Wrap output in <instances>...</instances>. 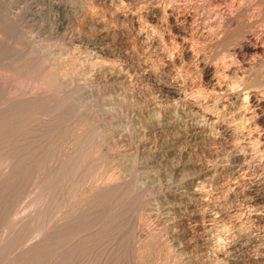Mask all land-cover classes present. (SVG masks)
<instances>
[{"label": "rangeland", "instance_id": "1", "mask_svg": "<svg viewBox=\"0 0 264 264\" xmlns=\"http://www.w3.org/2000/svg\"><path fill=\"white\" fill-rule=\"evenodd\" d=\"M112 1L109 0L111 11L107 0H0V264H264V160L244 161L240 157L251 149L253 152L255 146L248 145V139L238 143L227 136V141H218L226 145L208 144L209 151L204 145L183 144L181 148L192 152L191 157L200 163L199 168L192 169L190 181L181 182L182 176L178 174L168 173L170 177L164 178L163 170V180L159 177L156 180L160 181L150 183L143 177L142 148L149 146L147 149L153 155L168 134L152 136L143 131L136 135L134 130L138 122L149 116L147 100L156 96L159 82L171 81L170 77L181 67V74L184 70L190 73L187 77L195 75L193 79L189 77L193 81L190 82L184 74L190 92L197 89L194 81L200 77L197 64L192 63L194 59L185 55L182 62H176L177 53L172 51L176 44L170 33L140 27L138 21L145 22L144 7L169 8L176 25L183 27L181 16L193 13L192 8L196 10L198 4H203L200 12L205 16L206 27L211 23L212 28L217 26L216 14L232 12L231 8L238 13L244 8L248 19L262 14L264 41V0H224L226 4L223 0ZM116 7L121 15L114 10ZM121 10L129 13L124 12L128 20ZM90 22H94V27ZM140 32L143 39L138 36ZM161 33L166 34L158 38ZM147 35L152 36L148 39ZM100 41L105 48L116 51L113 64L118 71L132 65L133 69L139 68L129 84L134 83L127 86L130 90L93 80L100 62H106L93 52L98 47L94 44ZM171 44H175L173 49ZM165 48H169L167 54ZM145 66L150 67L148 71ZM150 73L161 80H157V85ZM86 78L89 89L82 86ZM122 89L128 94L124 98ZM167 99L163 98L159 105L167 108L174 104ZM144 107L145 111L141 109ZM121 119L127 121L126 126L135 123L129 134L125 133L129 144L120 142L119 135L110 128L112 122ZM252 152L249 156H254ZM127 153L130 158L125 157ZM168 164L163 162L162 167ZM190 184L198 193L192 196L191 203L171 196L174 190L187 192ZM202 210L207 218L202 220V228L193 230L192 239L201 238H194L193 243L191 237L183 235L184 228L169 226L170 220L178 224L183 218L203 213ZM179 237V241L175 239ZM34 243L37 249H32Z\"/></svg>", "mask_w": 264, "mask_h": 264}, {"label": "bare ground", "instance_id": "2", "mask_svg": "<svg viewBox=\"0 0 264 264\" xmlns=\"http://www.w3.org/2000/svg\"><path fill=\"white\" fill-rule=\"evenodd\" d=\"M96 1V0H95ZM100 1V0H99ZM102 1H106V0H102ZM109 2V0H107ZM112 0H110L111 2ZM115 1V0H114ZM112 1V2H114ZM121 0H119L118 2H120ZM123 1V0H122ZM127 2V0H125ZM135 2L134 0H130ZM171 1V0H170ZM193 1V0H192ZM199 1V0H197ZM227 1V0H226ZM223 0L222 3L226 2ZM237 1V0H236ZM244 1V0H243ZM109 2V4H111ZM148 2V1H147ZM158 2V1H157ZM161 2V1H160ZM177 2V1H175ZM196 2V1H194ZM203 2V0H202ZM105 3V2H104ZM115 3V2H114ZM123 4V2H121ZM120 3V4H121ZM132 3V2H131ZM130 3V4H131ZM146 2H144L145 4ZM152 3V2H151ZM150 3V4H151ZM156 3V2H155ZM162 3V2H161ZM211 2L208 3V5H210ZM240 3V2H239ZM242 3V2H241ZM250 3V2H249ZM119 3H116L117 6ZM125 4V2H124ZM127 4V3H126ZM129 4V3H128ZM158 4V3H157ZM163 4V3H162ZM182 4V2H181ZM185 6H189L187 5L188 3H185ZM190 6L193 5L192 3H189ZM226 4V3H224ZM258 4V3H257ZM108 6V3L106 4ZM115 5V4H114ZM113 5V6H114ZM139 5V4H138ZM141 5V4H140ZM148 5V4H147ZM228 5V4H227ZM242 5V4H241ZM243 5H245L243 3ZM249 5V4H248ZM253 5V4H252ZM259 5V4H258ZM56 6V5H55ZM145 6V5H143ZM142 6V7H143ZM161 6V4H160ZM165 6V5H164ZM184 6V4H183ZM218 6V5H217ZM230 6V5H229ZM236 5H234L235 7ZM246 6V5H245ZM251 6V5H250ZM57 7V6H56ZM111 11L113 9L112 4H111ZM124 7V6H122ZM129 7V6H128ZM141 7V8H142ZM193 7V6H192ZM223 7V6H222ZM231 7V6H230ZM233 7V5H232ZM240 7V6H239ZM238 7V9H239ZM243 7V6H242ZM258 7V6H257ZM260 7V6H259ZM115 8V7H114ZM118 7H116L117 10ZM121 9V7H119ZM125 8V7H124ZM140 8V7H139ZM146 9V11L143 9L144 16L145 17V22H139L140 23V27H146V29L148 30L149 28H155L156 30L159 29V31H165L170 33L169 35H171L173 41L176 44L175 50H172L174 52L177 53V55H174V57L176 56V62H182L181 59L182 57H187V58H191L194 59L192 61V63L197 64L196 67H198L197 73H200V77L199 79H196L194 81V87L197 88L196 90H192L190 92H188L187 88L190 86H187L189 83L187 82V80L189 79V77L191 79H193L192 77H194L195 75L191 74V76L187 77L188 73L184 70H182L184 73L181 74V70L182 69L180 67V69L176 68L177 65H175L176 70L178 69V72L176 73L175 76L170 77L171 81H168L167 83H160L159 82V91L157 92V94L159 93V96L154 95V97H152L153 99L147 100L149 101V105H147L150 109H148V113L149 116L146 117V120L142 121V122H138V126L134 129L137 132L136 135L141 134V132L143 131H148L149 134H159V133H167L168 135L166 136L167 138L165 139L164 142H162L161 144L162 147L160 148V150L155 151V153L152 155H150L149 150L145 147V145L142 148V155L144 157V167L142 168L144 170L143 172V177L144 178H148L147 180L150 183H155L156 181H160V180H156L159 177H167L169 176V174L172 176V174H178L181 175L183 180H180V178L178 180H180L181 182H183L184 180L187 181L189 180V178L192 176V169L198 167L199 168V161H197L196 159L191 157V153L189 152L188 149H183V147L181 148V146L184 144H197L198 145H204L203 147L206 148V146H210L208 144H214L216 142H220L222 140H224L227 137H230V139L235 140L236 142L239 143L240 140L242 141H247L248 139V145H254L255 149H253L254 151V156H249V153L252 152V149L250 152H248L247 155L240 156L243 158V160H248V159H257L259 162H262L264 160V41L262 40V35H263V31L261 30V24L263 23V19H260L262 14L259 16V18L256 19L254 17V19H251V17L248 19V16L244 12V8H242L240 12L238 13H234L233 8L232 12H227L229 10L226 11L225 9V13L222 14H216V23L217 26H215L214 28L213 25L210 27H206V23H205V19H203V13H201L200 11H202L203 8V4H198L197 8H195L196 10H194V8H192V12L193 13H189L184 15L182 17V20L184 22V26L183 27H179V25L177 26L175 23L174 14L168 13V9H165L166 7H164V9H161L162 7H156V8H151L149 9L148 6L144 7ZM148 8V9H147ZM184 8V7H183ZM187 8V7H186ZM206 8V7H205ZM216 8V7H215ZM225 8V7H224ZM228 8V6H227ZM236 8V7H235ZM234 8V10H235ZM126 9V8H125ZM132 9V7H131ZM181 9V8H180ZM179 9V10H180ZM207 9V8H206ZM222 9V8H221ZM230 9V8H229ZM256 9V8H255ZM124 10V9H122ZM121 10V11H122ZM128 10V9H127ZM185 10V8H184ZM187 10V9H186ZM191 10V9H190ZM205 10V9H204ZM118 11V10H117ZM181 11V10H180ZM188 11V10H187ZM214 11V10H213ZM256 11V10H255ZM264 11V10H262ZM116 12V11H114ZM123 12V11H122ZM125 12V11H124ZM123 12V13H124ZM137 12V11H136ZM177 12V11H176ZM190 12V11H189ZM220 12V11H218ZM253 12V11H252ZM113 13V12H111ZM118 13L121 15V12L118 11ZM127 14H129L128 12H125ZM124 13V15H125ZM133 13H135V11H133ZM254 13V12H253ZM114 14V13H113ZM119 14L116 15L118 16ZM138 14V13H137ZM178 14V13H177ZM181 14V13H179ZM115 15V17H116ZM123 15V14H122ZM174 15V16H173ZM254 15V14H253ZM91 16V15H90ZM129 16V15H127ZM133 15L131 14V17ZM135 16V15H134ZM137 16V15H136ZM135 16V17H136ZM255 16V15H254ZM17 17V16H15ZM121 17V16H120ZM126 17V15H125ZM124 17V18H125ZM139 17V16H138ZM141 18H143L142 16H140ZM139 17V18H140ZM179 17V15H178ZM205 17V16H204ZM130 18V17H129ZM139 18H137L139 20ZM140 18L141 21H143ZM177 18V17H176ZM211 18V17H210ZM213 18V17H212ZM119 19V18H118ZM123 19V16H122ZM121 19V20H122ZM135 19V18H134ZM136 19V20H137ZM92 20V19H91ZM125 20V19H124ZM123 20V21H124ZM126 20L127 17H126ZM178 20V18H177ZM103 21V20H102ZM105 21V20H104ZM103 21V22H104ZM130 21H133V19H130ZM213 21V20H212ZM16 22V21H15ZM14 22V23H15ZM85 22V21H84ZM132 22V24H133ZM177 22V21H176ZM211 22V21H210ZM92 23V22H90ZM94 23V22H93ZM92 23V25H93ZM99 22H97L98 24ZM126 23V21H125ZM131 23V22H128ZM178 23V22H177ZM16 24V23H15ZM67 24V23H66ZM143 24V25H142ZM180 24V23H178ZM17 25V24H16ZM60 25V24H59ZM96 25V24H95ZM99 25V24H98ZM126 25V24H125ZM138 25V24H137ZM138 25V26H139ZM264 25V24H263ZM97 26V25H96ZM128 26V25H127ZM135 26V27H138ZM182 26V25H181ZM68 27V26H67ZM78 27V26H77ZM94 27V25H93ZM100 27V26H99ZM119 27V26H118ZM124 28V26H122ZM92 28V27H91ZM128 28V27H127ZM263 28V27H262ZM100 29V28H99ZM103 29V28H102ZM126 29V28H125ZM142 29V28H141ZM168 29V30H167ZM104 30H106L104 28ZM104 30H102L104 32ZM113 30V29H112ZM134 30V29H133ZM137 30V28H136ZM145 30V29H143ZM146 30V31H147ZM150 30V29H149ZM156 30H152V33H154ZM102 31H100L99 33H101ZM139 31V30H138ZM154 31V32H153ZM107 32V31H106ZM110 32V31H109ZM124 32V31H123ZM130 32V29L129 31ZM144 34V31H142ZM150 32V31H149ZM125 33V32H124ZM123 33V34H124ZM132 33V32H131ZM148 34V32H146ZM158 33V32H157ZM167 33V34H168ZM103 35H105V33H102ZM107 34V33H106ZM116 34V33H115ZM120 34V33H119ZM118 34V35H119ZM128 34V33H127ZM150 34V33H149ZM164 34L166 33H161L159 34L157 37L160 38V35H162L161 37L164 36ZM99 35V34H98ZM113 35V34H112ZM137 35V34H136ZM155 35V34H153ZM107 36V35H106ZM125 36V35H124ZM138 36L140 37V39H143L142 33H138ZM148 36V35H147ZM152 36V35H151ZM148 36V39L151 37ZM156 36V35H155ZM101 37V35H100ZM103 37V36H102ZM170 36H168L169 38ZM79 38V37H78ZM106 38V37H105ZM105 38L100 39V40H105ZM131 38V36H130ZM154 38V37H152ZM165 38V37H164ZM128 39V38H126ZM146 39V42L148 41L147 38L145 37L144 40ZM157 38H155L156 40ZM162 39V38H161ZM160 39V40H161ZM171 39V38H170ZM171 39V41H172ZM264 39V38H263ZM130 40V39H129ZM133 40V37H132ZM137 40V39H136ZM143 40V41H144ZM159 40V39H158ZM157 42H161L160 44H162V41H158ZM163 40V39H162ZM80 41V40H79ZM92 41V40H91ZM97 41V39L95 40ZM128 41V40H127ZM131 41V40H130ZM142 41V40H141ZM84 42V41H83ZM90 42V41H89ZM88 42V43H89ZM94 43V41H92ZM135 42V41H134ZM133 42V43H134ZM145 42V41H144ZM149 42V41H148ZM155 42V41H154ZM165 42V41H164ZM168 42V41H166ZM170 42V41H169ZM173 42V43H174ZM96 43V42H95ZM103 41L98 42L95 45H98V47H92L93 48V52H96V54H98L103 61L106 62H100V65L98 66V72L94 75V79L93 80H98V82H111V83H115L127 87L128 84L133 81L136 77L135 75L137 74L138 69L135 68H131L133 67V65L131 67H126L124 68V70L122 71H118L117 66H114L113 63H115L116 58L114 57V55H116V51H112L109 48H105L104 45L102 46L101 44H103ZM112 43V42H111ZM126 43V42H125ZM129 43V42H128ZM81 44V43H80ZM153 44V42H152ZM150 44V45H152ZM158 44V43H157ZM155 44V46L157 45ZM175 44H171L172 45V49H173V45L175 46ZM93 45V44H92ZM100 45V46H99ZM147 45V43H146ZM166 45V44H165ZM168 45V44H167ZM166 45V47H167ZM170 45V44H169ZM168 45V46H169ZM202 49V47L204 48L202 51H204L203 53L205 54H200L202 51L200 49V47ZM134 46V45H133ZM140 46V45H139ZM115 47V46H114ZM142 47V46H141ZM154 47V46H153ZM160 47V46H159ZM158 47V48H159ZM163 47V45H162ZM161 47V48H162ZM79 48V47H78ZM111 48V47H110ZM150 48V47H148ZM155 48V47H154ZM159 48V49H161ZM87 49V48H86ZM131 49V48H130ZM145 49V48H144ZM143 49V50H144ZM167 49V48H165ZM119 50V49H118ZM132 50V49H131ZM148 50V49H147ZM164 50V49H163ZM168 50V51H167ZM166 54L169 52V48L167 49ZM129 51V50H127ZM133 51V50H132ZM157 51V50H156ZM159 51V50H158ZM201 51V52H200ZM92 52V53H93ZM126 52V51H125ZM137 52V51H135ZM127 53V52H126ZM123 54V55H126ZM146 53V52H144ZM151 53V52H150ZM163 52H161L162 54ZM165 53V52H164ZM172 53V52H171ZM95 54V55H96ZM97 55V56H98ZM146 55V54H145ZM154 55V54H153ZM158 55V54H157ZM156 55V56H157ZM164 55V54H163ZM172 55V56H173ZM210 55V56H208ZM137 56V55H136ZM139 56V55H138ZM149 56V55H148ZM171 56V55H170ZM171 56V57H172ZM133 57V56H132ZM144 57V56H143ZM160 57V56H159ZM162 57V56H161ZM164 57L167 58V56L165 55ZM171 57L168 56V58L170 59ZM96 58V56H95ZM115 58V59H114ZM130 58V57H129ZM141 58V57H140ZM151 58V57H150ZM165 58V59H166ZM135 59V58H134ZM142 59V58H141ZM164 59V58H161ZM168 59V60H169ZM173 59V58H172ZM150 60V59H149ZM148 60V61H149ZM154 60V59H153ZM157 60V59H156ZM186 60V59H185ZM184 60V61H185ZM98 61V60H97ZM119 61V60H118ZM117 61V62H118ZM151 61V60H150ZM167 61V59H166ZM165 61V62H166ZM171 61V60H169ZM168 61V62H169ZM189 61V60H188ZM90 62V61H89ZM146 62V61H145ZM164 62V63H165ZM97 63V62H96ZM140 63V62H139ZM144 63V62H143ZM150 64H152L151 62H149ZM147 63V64H149ZM155 63V62H154ZM153 63V64H154ZM187 63V62H186ZM190 63V62H189ZM131 64V63H129ZM136 64V63H135ZM146 64V65H147ZM168 64V63H167ZM172 64V62L170 63ZM185 64V63H184ZM96 65V64H95ZM116 65V64H115ZM139 65V64H137ZM166 65V64H165ZM164 65V66H165ZM174 65V64H173ZM180 65V64H179ZM178 65V66H179ZM191 65V63L189 64V66ZM96 66V67H97ZM148 66V65H147ZM181 66H183L181 64ZM187 66V67H189ZM194 66V65H193ZM92 67V66H91ZM141 67V66H140ZM146 67V66H145ZM153 67V66H152ZM157 67V65H156ZM192 67V65H191ZM55 68V67H54ZM150 68V67H149ZM148 68V69H149ZM170 68V67H169ZM174 68V67H173ZM190 68V67H189ZM188 68V69H189ZM49 69V67L47 68ZM46 69V70H47ZM58 69V68H57ZM120 69V68H119ZM142 69V68H141ZM144 69V67H143ZM147 67L146 70L148 71ZM162 69V68H161ZM168 69V68H167ZM184 69V68H183ZM186 69V67H185ZM191 69V68H190ZM194 69V68H193ZM51 70V69H50ZM54 70V69H53ZM157 70V69H156ZM159 70V69H158ZM157 70V71H158ZM192 70V69H191ZM91 71V68H90ZM143 70H141L140 72H142ZM145 71V70H144ZM143 71V73H144ZM152 71V70H151ZM150 71V72H151ZM160 71V70H159ZM161 76V72H159ZM169 71V70H168ZM188 71V70H187ZM195 71V69H194ZM193 71V72H194ZM47 72V71H46ZM50 72V71H49ZM52 72V71H51ZM56 72V70H55ZM54 72V73H55ZM61 72V71H60ZM93 72H95V70L93 69ZM138 72V73H140ZM185 72L187 80H185ZM53 73V72H52ZM90 73V72H89ZM196 73V72H195ZM51 74V73H50ZM62 74V73H61ZM145 74V73H144ZM148 74V73H147ZM152 77L153 73H150ZM167 74V73H166ZM170 74V73H169ZM44 75V74H43ZM46 75V74H45ZM49 75V73H48ZM87 75V74H85ZM139 75V74H138ZM142 75V73H141ZM155 75V74H154ZM157 75V74H156ZM163 75V74H162ZM184 75V76H183ZM190 75V73H189ZM197 75V74H196ZM47 76V75H46ZM169 76V75H168ZM172 76V75H171ZM50 77V75H49ZM92 77V76H91ZM139 78V76H137ZM142 78V76H140ZM48 78V76H47ZM51 78V77H50ZM53 78V77H52ZM57 78V77H56ZM59 78V77H58ZM61 78V76H60ZM59 78V80H60ZM147 78V77H146ZM154 78L155 83L157 82L158 77H152ZM140 79V78H139ZM145 79V77H144ZM143 79V81H144ZM151 79V78H150ZM163 79V78H162ZM153 80V79H152ZM169 80V79H168ZM52 81V80H51ZM55 81V80H54ZM89 80H84V82H82V86L83 88L89 89L88 88V82ZM136 81V80H135ZM161 81V80H159ZM164 81V80H163ZM190 81V79H189ZM46 82V81H45ZM151 82V81H150ZM166 82V81H165ZM193 82V81H190ZM58 83V81H57ZM110 83V84H111ZM134 83V82H133ZM131 83V84H133ZM152 83V82H151ZM158 83V82H157ZM156 83V85H157ZM129 84V86L131 85ZM136 84V83H135ZM154 84V82H153ZM193 84V83H192ZM138 85V84H137ZM81 86V84H80ZM116 86V85H115ZM133 86V85H132ZM193 85H191L192 87ZM128 88V87H127ZM131 88V87H129ZM128 88V89H129ZM156 88V87H155ZM186 88V89H185ZM82 89V88H81ZM120 89V88H119ZM140 89V88H139ZM115 90V89H114ZM123 90V89H122ZM127 90V89H126ZM130 90V89H129ZM156 90H158L156 88ZM155 90V91H156ZM124 91V90H123ZM135 91V90H134ZM109 92V91H108ZM133 91H131L132 93ZM136 92V91H135ZM149 92V91H148ZM110 93V92H109ZM120 93V92H119ZM130 93V94H131ZM137 93V92H136ZM153 93V92H150ZM113 94V93H112ZM124 96L123 98L126 96L127 92L124 91ZM147 94V93H146ZM128 95V94H127ZM133 95V94H132ZM152 95V96H153ZM138 96V95H137ZM134 96V97H137ZM148 96V95H147ZM132 97V96H131ZM133 97V98H134ZM151 97V95H150ZM171 99L174 104L170 107L164 108L162 106H160L159 104H161V101L163 98L167 99V98ZM126 98H130L126 97ZM125 98V100H126ZM133 98H131L133 100ZM138 101L142 100L143 98V94L141 97H138ZM149 99V98H147ZM122 100V98H121ZM168 100V99H167ZM124 101V100H122ZM122 101H118V102H122ZM128 101V100H127ZM126 101V102H127ZM144 101V100H143ZM117 102V103H118ZM133 102V101H132ZM145 104L148 103L146 101H144ZM144 102H141L142 105L144 104ZM124 102L121 103V105ZM116 105V104H115ZM124 105V104H123ZM128 106V105H127ZM141 106V104H140ZM117 107V106H116ZM143 107V106H142ZM140 108V107H139ZM138 108V109H139ZM143 111H145V107L144 109L141 108ZM139 109V110H141ZM141 110V111H142ZM110 113V112H109ZM137 113V112H135ZM123 114V113H122ZM115 120V119H114ZM125 120V119H124ZM113 125H111L112 128L111 130H114V132H116L119 135V141L122 143H127L128 142V138H126L125 133L129 134L128 130L134 127L133 125L131 126H126L127 125V121H123L121 120H116L115 122H112ZM190 130V132H189ZM130 131V130H129ZM111 132V131H110ZM134 133V134H135ZM144 133V132H143ZM146 133V132H145ZM131 134V133H130ZM133 134V133H132ZM117 135V136H118ZM144 135V134H143ZM141 135V136H143ZM160 135V134H159ZM112 136V134H111ZM116 136V135H115ZM144 137H142L143 140ZM136 139V138H135ZM229 138H226V141ZM141 140V138H140ZM229 141V140H228ZM231 141V140H230ZM234 141V142H235ZM218 145L220 146L222 143L223 145L224 142H221V144ZM241 142V141H240ZM226 143V142H225ZM229 143V142H228ZM242 143V142H241ZM244 143V142H243ZM157 144V143H156ZM217 144V143H216ZM231 144V142L229 143ZM247 144V142L245 143ZM142 145V144H141ZM147 145V144H146ZM238 145V144H237ZM240 145V144H239ZM193 146V145H192ZM196 146V147H197ZM229 146V145H228ZM233 146V144L231 145ZM244 146V145H243ZM246 146V145H245ZM156 147V146H155ZM201 147V146H200ZM214 147V145H213ZM218 147V146H217ZM221 147V146H220ZM242 147V146H240ZM250 147V146H249ZM252 147V146H251ZM250 147V148H251ZM128 148V147H127ZM152 148V147H151ZM208 150V148H206ZM205 149V150H206ZM243 149V148H242ZM247 149V148H246ZM245 149V150H246ZM206 150V151H207ZM210 150V149H209ZM208 150V151H209ZM215 150V149H214ZM228 150V149H227ZM244 150V151H245ZM193 151V150H192ZM216 151V150H215ZM148 152V153H147ZM246 152V151H245ZM252 152V153H253ZM247 153V152H246ZM139 154V153H138ZM235 154V153H234ZM239 154V153H238ZM242 154V153H241ZM136 155V154H135ZM149 155V156H147ZM129 157L131 156L130 153H127L125 155V157ZM138 156V155H137ZM213 156V155H212ZM216 156V155H215ZM238 156V155H237ZM4 157V156H3ZM136 157V156H135ZM139 157V156H138ZM236 157V156H235ZM133 158V157H132ZM196 158V157H195ZM177 159L179 161H177ZM240 159V158H239ZM130 160V159H129ZM132 160V159H131ZM137 160V159H135ZM134 160V161H135ZM236 160V158H235ZM244 160V161H245ZM133 161V160H132ZM170 162V165L168 164L165 165V167L163 168V162ZM237 161V160H236ZM235 161V162H236ZM239 161V160H238ZM242 162V161H241ZM251 162V161H250ZM256 162V161H255ZM258 162V163H259ZM5 163V161H4ZM233 163V162H232ZM239 163V162H237ZM236 163V164H237ZM6 164V163H5ZM235 164V163H234ZM235 164V165H236ZM261 164V163H260ZM259 164V165H260ZM7 165V164H6ZM10 165V164H9ZM245 165V164H244ZM251 165V164H250ZM258 165V166H259ZM264 165V164H263ZM231 166V164H230ZM229 166V167H230ZM233 166V165H232ZM255 166V165H254ZM154 167V168H153ZM234 167V166H233ZM9 168V167H8ZM197 168V169H198ZM262 168V167H261ZM196 169V170H197ZM240 169V168H238ZM245 169V168H244ZM164 170V174H168V175H164L161 176L162 171ZM204 171V169H202ZM5 171V170H4ZM195 171V170H193ZM200 171V170H199ZM198 171V172H199ZM142 172V171H141ZM140 172V174H141ZM197 172V174H198ZM196 173V171L194 172ZM201 173V171L199 172V174ZM196 174V175H197ZM198 174V175H199ZM4 175V174H3ZM14 175V174H13ZM6 176H8L6 174ZM5 176V177H6ZM175 176V175H174ZM195 176V175H194ZM170 177V176H169ZM3 178V177H2ZM159 178V179H160ZM196 178V177H195ZM53 179V178H52ZM192 179V178H191ZM48 180V179H47ZM51 180V179H50ZM161 180H163L161 178ZM190 181V180H189ZM10 182V181H9ZM50 182V181H49ZM178 182V181H177ZM180 182V183H181ZM46 183V182H45ZM179 183V182H178ZM43 184V183H42ZM188 184V183H187ZM192 184V182H191ZM190 184V187L188 188V191H193L194 190V186H192ZM157 185V184H156ZM195 185V183H194ZM45 186V185H44ZM184 186V185H183ZM181 187V186H180ZM46 189V188H45ZM181 189V188H180ZM183 189V188H182ZM44 190V188H43ZM186 190V189H185ZM201 190V189H200ZM199 190V191H200ZM173 191V190H172ZM187 192H178L177 190L174 192H170L171 196H178L180 198V201H190L192 199V196L195 197L198 193L197 190L195 188V190L193 191L194 193H187ZM201 192V191H200ZM199 192V193H200ZM48 193V192H47ZM201 194V193H200ZM177 197V198H178ZM169 199V198H168ZM195 199V198H194ZM172 200V199H171ZM197 200V199H195ZM262 201V200H261ZM174 203V201H173ZM191 203V201H190ZM189 203V204H190ZM262 203V202H261ZM191 207V206H190ZM198 208V207H197ZM196 209V208H194ZM179 210V209H178ZM195 211V210H193ZM192 211V212H193ZM203 211V210H202ZM200 212V211H199ZM195 213V212H194ZM197 213V212H196ZM204 213V214H203ZM203 213H197L194 214L192 216H190L188 219H182L178 224H176L177 222H174L173 220L169 222V226H179L180 228H184L182 229L185 230L186 232L183 234L185 237H191L193 230L194 229H200L202 228V220L206 219L207 216L205 215V212L203 211ZM210 214V213H208ZM186 215V214H185ZM211 215V214H210ZM181 216V215H180ZM185 217V216H184ZM171 218V217H170ZM180 218V217H179ZM209 218V217H208ZM166 219V218H165ZM177 219V218H176ZM174 219V220H176ZM212 221V218L211 220ZM219 221V220H218ZM216 221V222H218ZM168 222V221H167ZM166 222V223H167ZM209 223V222H208ZM204 224V223H203ZM216 224V223H215ZM166 225V224H165ZM168 225V223H167ZM205 225V224H204ZM205 228V226H204ZM207 228V227H206ZM218 228V227H217ZM208 231V230H207ZM223 231V230H222ZM206 233V232H205ZM208 235V233H206ZM183 235L181 237H183ZM46 236V235H45ZM194 236V234H193ZM212 236V235H211ZM203 237V236H202ZM210 237V236H209ZM195 238V237H194ZM193 238V239H194ZM200 238V237H198ZM197 236L195 238L198 239ZM175 239H179V238H175ZM192 243H193V240ZM201 239V238H200ZM209 239V238H208ZM208 239L205 240L206 244L205 248L208 246ZM41 240V239H40ZM45 240V238H44ZM47 240V239H46ZM45 240V242H46ZM178 240V241H179ZM182 240V239H181ZM187 241V240H186ZM191 242V241H190ZM199 242V241H196ZM204 242V243H205ZM189 244V243H188ZM179 245L181 246V244L179 243ZM35 243L33 245V248L35 247ZM43 246V245H42ZM46 246V245H45ZM203 246V244H202ZM31 247V246H30ZM37 249V246L35 247ZM39 248V247H38ZM204 248V249H205ZM26 249V248H25ZM203 249V248H202ZM207 250V249H205ZM28 251V250H27ZM35 251V250H33ZM204 251V250H203ZM23 252V251H22ZM21 252V253H22ZM206 252V251H205ZM27 253V252H26ZM25 253V254H26ZM34 253V252H32ZM30 254V253H28ZM23 256V255H21ZM20 257V256H19ZM18 259V258H17ZM13 264V263H12ZM29 264V263H28Z\"/></svg>", "mask_w": 264, "mask_h": 264}]
</instances>
